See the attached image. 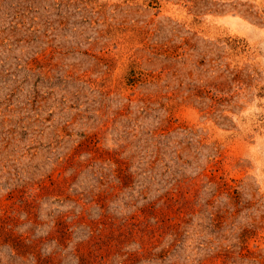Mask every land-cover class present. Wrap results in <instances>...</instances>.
<instances>
[{"label": "rangeland", "instance_id": "rangeland-1", "mask_svg": "<svg viewBox=\"0 0 264 264\" xmlns=\"http://www.w3.org/2000/svg\"><path fill=\"white\" fill-rule=\"evenodd\" d=\"M0 264H264V0H0Z\"/></svg>", "mask_w": 264, "mask_h": 264}]
</instances>
